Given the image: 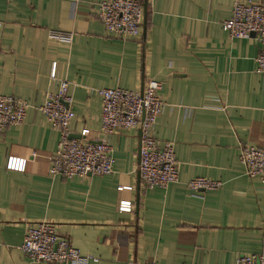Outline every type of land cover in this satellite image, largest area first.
Masks as SVG:
<instances>
[{
    "label": "crops",
    "instance_id": "obj_1",
    "mask_svg": "<svg viewBox=\"0 0 264 264\" xmlns=\"http://www.w3.org/2000/svg\"><path fill=\"white\" fill-rule=\"evenodd\" d=\"M101 1L0 0V95L29 104L21 125L0 132V264H33L20 247L39 222L97 260L89 264H234L264 253V184L239 161L242 145L264 147V78L260 46L222 30L235 0H147L144 29L125 40L104 30ZM151 79L165 103L154 134L174 145L178 183L142 184L138 129L108 137L112 174L49 175L59 134L38 111L46 93L69 83L70 137L92 142L101 137L96 91L141 92ZM10 157L24 170H8ZM195 178L221 186L191 191Z\"/></svg>",
    "mask_w": 264,
    "mask_h": 264
},
{
    "label": "built area",
    "instance_id": "obj_2",
    "mask_svg": "<svg viewBox=\"0 0 264 264\" xmlns=\"http://www.w3.org/2000/svg\"><path fill=\"white\" fill-rule=\"evenodd\" d=\"M97 18L107 34L121 40L137 38L143 24L141 1L103 0L97 5ZM221 27L231 38L251 40L260 46L255 59L256 72L264 78V1L235 0L230 17L223 21ZM70 36L52 31L49 37L59 43H69ZM50 79L55 80V66ZM69 86L67 81H60L57 92L46 93L43 104L38 107L50 127L59 134L56 151L49 158L51 177L85 179L112 174L114 158L108 137L119 131L138 129L141 135L137 170L142 184L148 189H166L178 183L174 145L160 142L154 134L157 119L165 106L159 95V81L148 80L142 92L118 88L97 90L101 103V137L92 142L70 138L74 112ZM28 108L26 101L0 95V132L21 125ZM239 161L247 177L258 178L264 184V147L242 145ZM6 167L21 172L25 160L10 157ZM220 186V182L204 178H195L187 183L188 189L195 192L215 190ZM123 189L120 187L118 190ZM119 204V211L130 210V202L121 201ZM20 250L33 264H89L97 261L92 256H82L72 247L69 237L59 235L55 225L49 222L28 226ZM234 264H264V253L241 255Z\"/></svg>",
    "mask_w": 264,
    "mask_h": 264
},
{
    "label": "water",
    "instance_id": "obj_3",
    "mask_svg": "<svg viewBox=\"0 0 264 264\" xmlns=\"http://www.w3.org/2000/svg\"><path fill=\"white\" fill-rule=\"evenodd\" d=\"M142 8H143V29H144V23H145V18H146V14H147V0H144V2L142 4ZM251 36H254V34H252ZM140 135H141V132L139 130V136Z\"/></svg>",
    "mask_w": 264,
    "mask_h": 264
}]
</instances>
